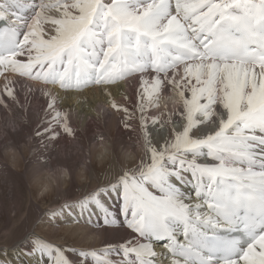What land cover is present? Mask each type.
Masks as SVG:
<instances>
[{
	"label": "snow or ice",
	"instance_id": "snow-or-ice-1",
	"mask_svg": "<svg viewBox=\"0 0 264 264\" xmlns=\"http://www.w3.org/2000/svg\"><path fill=\"white\" fill-rule=\"evenodd\" d=\"M10 74L65 92L101 87L144 147L134 166L44 214L120 239L81 249L32 233L29 264H264V0H0L6 112L20 103ZM132 76L129 108L109 89ZM172 89L181 109L153 115ZM41 94V148L74 139L58 96ZM174 118L182 126L153 143L152 128Z\"/></svg>",
	"mask_w": 264,
	"mask_h": 264
},
{
	"label": "bare ground",
	"instance_id": "bare-ground-1",
	"mask_svg": "<svg viewBox=\"0 0 264 264\" xmlns=\"http://www.w3.org/2000/svg\"><path fill=\"white\" fill-rule=\"evenodd\" d=\"M16 77L15 74L9 75V78L12 80ZM28 82L29 85H32L37 90L49 91L58 96V107L67 111L69 122L77 132L74 139L61 135L60 139L48 142L46 149H42L41 139L35 133L38 129L43 131L41 122L46 118L45 109L47 100L39 92H29V87L22 84H16L17 91L20 93L19 106L12 104L11 112L0 109V119L6 115L8 118L6 121L13 122L12 127L16 129L15 131L8 130L7 138L0 142V147L2 145L5 147L6 142L10 141V146L14 147L22 158L17 165L13 162L14 158L1 154L4 152L5 155L7 147L0 148V155L6 158L8 163V166H4L0 161V234L2 233L0 239L3 240V238L9 237L7 241H10L9 243L7 241L0 243V261L5 262V264L7 262H11V264H29L28 257L23 255V252L29 248L32 233L44 237L52 243L54 240L58 241L55 244L72 245L81 249H98L106 243L119 240L123 235L122 231L114 232L105 230L104 228H89L84 225H75L70 230L67 229L66 232L69 234L65 238L60 239L61 236H56L58 227L49 223L44 214L58 208L60 204L66 201L80 199L97 186L113 179L116 173L134 166L144 153L136 121H132L134 123L133 127L137 128L135 133L126 132V130L125 132H119L117 127L122 126L121 121L124 119V113L111 108L109 97L101 90V87L89 86L84 89L65 92L54 86L44 85L40 82L30 80ZM136 88L137 77L132 76L116 85H112L109 90L118 104L131 108L137 99ZM174 90L172 89L170 93L165 92L160 97L158 101L159 107L152 109L155 115H159L165 111L174 113L181 109V104L173 106L168 101V96ZM125 95L131 97V103L125 99ZM23 97L27 98V102L23 101ZM32 101L37 105L33 109H27V103H31ZM13 106H16V108L12 109ZM103 113L108 114V124L106 126L100 120L104 115ZM174 120L175 122L171 126L152 128L153 143L159 145L168 135L169 127L179 129L182 126V120L176 118ZM4 123L5 120L0 121V125ZM91 124H94L95 127L90 129ZM35 126L36 128L34 129ZM96 129L100 131L97 135H103L104 137V140L99 141V143L95 140L97 135L92 137L93 133L97 132ZM130 137L134 138L135 142L130 140ZM23 138H30L34 144L28 147L29 144L25 143ZM37 140L40 141L39 144H35ZM105 142L111 143L112 156L107 163L99 166L97 170L96 166L93 165V161L97 158L99 146ZM77 146L81 149L83 148L82 152H85L86 149H91L90 154L82 157L84 155L81 152L82 154L78 153L76 156H72L78 151ZM138 147L140 151L136 153L135 160L126 162L123 159L122 153L127 150L135 151ZM30 149H36L37 155L23 162L25 151L28 152ZM53 151L54 159L47 158V154ZM41 157L47 158L48 162H41ZM83 158L89 160L86 170V181H82L80 178V166L84 162ZM68 160L72 161V166L68 167L70 169V178L67 180L61 178L59 171H57L58 187L51 196L47 195L39 199V202L45 203L46 206L44 209H39L29 196L27 185L33 184L35 189L34 197H36L38 186L43 180L45 170H55L58 165L66 166L65 162ZM43 166L45 167L43 168ZM20 173H24V177L27 178H25L23 187L20 182L22 178ZM55 201H58V203L54 204ZM23 204L25 208L22 207ZM23 215L25 217L21 219ZM32 216H35L34 222H38L41 216L42 218L36 229L29 233L26 231V227L29 225ZM15 223H18V225L13 231L12 226ZM96 237L99 238L97 239ZM25 238L29 240L25 241ZM4 249L8 250L7 254H3Z\"/></svg>",
	"mask_w": 264,
	"mask_h": 264
},
{
	"label": "clouds",
	"instance_id": "clouds-1",
	"mask_svg": "<svg viewBox=\"0 0 264 264\" xmlns=\"http://www.w3.org/2000/svg\"><path fill=\"white\" fill-rule=\"evenodd\" d=\"M168 101L173 106H179L181 104L180 97L177 95L176 91H172V93L168 96ZM8 130L15 131L16 129L12 127L11 124L5 126L4 128H0V140H4L7 138ZM86 155H89L91 149H86ZM140 151L138 147L135 151L127 150L122 153L123 159L126 162L134 161L136 158V153ZM5 155L9 156L10 158H14L13 162L18 165L19 160L22 159L14 147L8 146L5 150ZM112 156V146L110 142H105L101 144L97 151V158L96 162L98 166H102L103 164L107 163ZM88 160L85 161L80 166V178L82 181L87 180L86 170H87ZM59 171L60 177L67 180L70 178L69 173L70 169L63 165H58L55 170H45L43 173V180L40 182L38 186V190L36 193L37 199H41L47 195L52 194L55 189L58 187V179L56 176V172ZM66 229H71L75 227L74 224L64 225ZM97 239L99 237H96Z\"/></svg>",
	"mask_w": 264,
	"mask_h": 264
},
{
	"label": "rangeland",
	"instance_id": "rangeland-1",
	"mask_svg": "<svg viewBox=\"0 0 264 264\" xmlns=\"http://www.w3.org/2000/svg\"><path fill=\"white\" fill-rule=\"evenodd\" d=\"M28 81V80H27ZM29 83V82H28ZM30 86H32V85H30ZM23 101L25 102H27V98L26 97H23ZM37 104H35V102H31V103H27V109L29 108V109H33V108H35V106H36ZM14 108H16V106H13L12 107V109H14ZM104 115H103V117L100 119L101 120V122H103V125L104 126H106L107 124H108V119H107V117H108V114L107 113H103ZM152 114L153 115H155V112H153L152 111ZM6 118V119H5ZM2 120H5V123L4 124H1L0 125V128H4L5 126H7V125H9V124H13V122H11V121H6V120H8V118H7V116L5 115L3 118H1L0 119V121H2ZM11 122V123H10ZM121 124H123V120L121 121ZM134 123H132V125H133ZM72 126V125H71ZM73 128H74V126H72ZM93 127H95V125L94 124H91L90 125V129L91 128H93ZM36 128V126L34 127V129ZM117 130L119 131V132H125V128L123 127V126H118L117 127ZM96 131H97V129H96ZM100 131L98 130L97 132H95V133H93V135H92V137H95L98 133H99ZM126 132H127V130H126ZM25 141V143H27V144H29V146L28 147H30L31 145H33L34 143H33V141L31 142V139L30 138H23ZM2 140H0V142H1ZM30 141V142H29ZM40 143V141H35V144H39ZM97 143H99L98 141H97ZM136 144H138V142H136ZM11 145V142L10 141H7L6 142V146L4 147V145H2L0 148H6V147H8V146H10ZM99 145V144H98ZM83 149V148H82ZM81 148H79L78 146H77V152L76 153H74L72 156H76L78 153H81L82 150ZM3 152V151H2ZM83 153V155L84 156H82V157H85V156H87L86 155V151L84 152H82ZM81 153V154H82ZM3 156H6V155H4V152L3 153H1ZM34 154V155H33ZM81 154H79V155H81ZM37 155V153H36V149H30L28 152L27 151H25V154H24V161L23 162H26V161H28L30 158H32L33 156H36ZM3 156H1L0 155V161H1V164L2 165H4V166H6L8 163H7V159L6 158H4ZM81 157V158H82ZM47 158H51L52 160L54 159V151L53 152H50V153H48L47 154ZM83 161H85V159L83 158L82 159ZM88 163H89V160H88ZM93 165H95L96 166V168H97V170H98V168H99V166H98V164H97V162H96V160L95 161H93ZM8 166V165H7ZM45 166H43V168H44ZM3 168H7V167H3ZM4 175V174H3ZM20 175H21V179H20V182L22 183V187H23V185H24V183H25V178L26 177H24L25 175H24V173H20ZM27 179V178H26ZM27 191H28V194H29V196H30V198L37 204V206H38V208L39 209H44L46 206H45V203H40L39 202V199H37L36 197H34L35 196V189H34V186H33V184L32 183H30L29 185H27ZM50 196H51V194H50ZM25 198H26V196H25ZM58 203V201H55L54 202V204H57ZM63 204V203H62ZM61 205V204H60ZM59 205V206H60ZM22 207L23 208H25V205L23 204L22 205ZM25 217V215H23V216H21V219H23ZM34 218H35V216H32V218H31V220H30V223H29V225H27V227H26V231H28L29 233L30 232H33V230L34 229H36V227H37V225H38V223H39V221H40V219L42 218V216H41V218H39V220H38V222H34ZM37 218H38V216H37ZM67 219V218H66ZM17 225H18V223H15L14 224V226H12L13 227V231H14V229L17 227ZM65 224H59L58 226H56V227H58V229H57V235L56 236H58V237H60V239H63V238H65L69 233L68 232H66V228H64L63 226H64ZM67 225H70V224H67ZM39 230V229H38ZM2 236V233L0 234V237ZM7 239H9V237H7V238H3V240L2 239H0V243H5L6 241H7ZM26 240H29L28 238H25V241ZM8 243L10 242V241H7ZM56 242H58V241H53V243L55 244Z\"/></svg>",
	"mask_w": 264,
	"mask_h": 264
}]
</instances>
